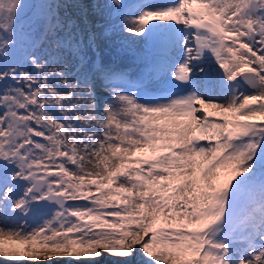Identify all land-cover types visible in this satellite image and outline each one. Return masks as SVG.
I'll use <instances>...</instances> for the list:
<instances>
[{
    "label": "snow or ice",
    "instance_id": "obj_1",
    "mask_svg": "<svg viewBox=\"0 0 264 264\" xmlns=\"http://www.w3.org/2000/svg\"><path fill=\"white\" fill-rule=\"evenodd\" d=\"M0 258L264 264V0H0Z\"/></svg>",
    "mask_w": 264,
    "mask_h": 264
},
{
    "label": "rangeland",
    "instance_id": "obj_2",
    "mask_svg": "<svg viewBox=\"0 0 264 264\" xmlns=\"http://www.w3.org/2000/svg\"><path fill=\"white\" fill-rule=\"evenodd\" d=\"M106 49L108 50V48H105V49H103V50H106ZM211 110H214V109H213V108H209V109H208L209 112H211ZM214 111H216V110H214ZM216 112H217V111H216ZM217 114H218V113H217ZM217 118H221V117L217 116Z\"/></svg>",
    "mask_w": 264,
    "mask_h": 264
},
{
    "label": "trees",
    "instance_id": "obj_3",
    "mask_svg": "<svg viewBox=\"0 0 264 264\" xmlns=\"http://www.w3.org/2000/svg\"><path fill=\"white\" fill-rule=\"evenodd\" d=\"M0 264H4V259L0 258Z\"/></svg>",
    "mask_w": 264,
    "mask_h": 264
},
{
    "label": "bare ground",
    "instance_id": "obj_4",
    "mask_svg": "<svg viewBox=\"0 0 264 264\" xmlns=\"http://www.w3.org/2000/svg\"><path fill=\"white\" fill-rule=\"evenodd\" d=\"M211 114H212V115H215L216 113H215V112H212Z\"/></svg>",
    "mask_w": 264,
    "mask_h": 264
}]
</instances>
